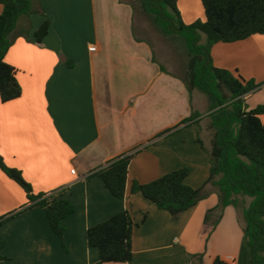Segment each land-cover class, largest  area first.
<instances>
[{
  "label": "crops",
  "instance_id": "obj_1",
  "mask_svg": "<svg viewBox=\"0 0 264 264\" xmlns=\"http://www.w3.org/2000/svg\"><path fill=\"white\" fill-rule=\"evenodd\" d=\"M178 7L187 24L205 19L201 0H178ZM35 9L45 13L20 18L19 27L28 32L5 57L18 70L22 95L0 101V153L36 194L62 189L75 210L62 221L63 240L41 206L7 220L0 225L3 254L17 264H194V254L204 255L203 264L217 256L227 264H250L235 207L227 206L211 231L205 221L218 205L212 184L209 195L178 219L131 191L135 181L149 183L184 167L190 170L186 183L200 188L211 173L215 130L209 104L200 103V109L195 89L187 87L189 60L177 54L183 49L179 38L163 36L133 0H36ZM46 19L49 33L38 42L35 32ZM212 58L215 66L260 84L245 95L248 109L264 104V34L215 43ZM193 111L200 115L181 124ZM260 118L264 123V113ZM128 154L127 192L120 199L93 172ZM30 204L0 169V217ZM126 209L135 221L134 259L104 263L99 249L89 246L87 231Z\"/></svg>",
  "mask_w": 264,
  "mask_h": 264
},
{
  "label": "trees",
  "instance_id": "obj_2",
  "mask_svg": "<svg viewBox=\"0 0 264 264\" xmlns=\"http://www.w3.org/2000/svg\"><path fill=\"white\" fill-rule=\"evenodd\" d=\"M205 19L192 24L184 22L178 0H139V6L153 20L155 28L165 37L179 36L189 54L191 92L199 89L209 98V116L215 129L211 152L212 167L207 181L200 188L186 183L187 167L167 173L149 183L132 184V193H141L160 209L171 213L174 219L195 206L210 193L207 185L217 189L218 205L205 217L210 231L217 225L227 206L242 212L244 237L250 249V264H264V123L260 116L264 104L248 109L245 95L258 89L260 84L246 80L242 75L214 65L212 47L218 42H235L256 34H264V0H201ZM36 0H0V101L8 102L22 95L17 68L9 64L6 54L18 36L28 30L19 27L23 16L45 11L35 9ZM50 30L46 19L35 32L41 42ZM203 35L206 41L203 42ZM162 69H164L162 67ZM200 115L193 111L181 124L189 125ZM201 142V140H200ZM133 154L122 155L97 168L106 187L117 198L127 192L129 165ZM0 169L17 182L26 192L31 204L13 214L0 217V225L32 208L46 210L52 230L63 240V219L74 212V203L63 197V190L35 193L20 169L6 164L0 153ZM247 199L250 201L247 204ZM134 218L129 210H122L90 227L87 231L89 246L99 249L102 262H131L134 259ZM5 239H0V264H17L3 254ZM204 255L194 254V264H203ZM212 264H227L217 256Z\"/></svg>",
  "mask_w": 264,
  "mask_h": 264
},
{
  "label": "rangeland",
  "instance_id": "obj_3",
  "mask_svg": "<svg viewBox=\"0 0 264 264\" xmlns=\"http://www.w3.org/2000/svg\"><path fill=\"white\" fill-rule=\"evenodd\" d=\"M133 1H135L136 2V4L139 6V0H133ZM179 8V7H178ZM180 10V9H179ZM151 22V21H150ZM150 25H151V23H150ZM141 34H142V32H140ZM147 36H148V38L151 40V41H154L155 40V38L154 37H151L149 34H147ZM160 36V39L161 38H163L162 36H161V34L159 35ZM177 38H179V40L181 41V43L183 44V49L182 48H177V54L184 60H186V61H188L189 60V54H188V52H187V49H186V47H185V43H184V40L181 38V37H179V36H177ZM162 40H164V42L165 43H168L167 42V40L168 39H162ZM169 41V40H168ZM202 41L203 42H205L206 41V36L205 35H203V38H202ZM169 45H170V47L169 48H171V50H172V48H173V45L171 44V43H168ZM172 46V47H171ZM178 47V46H177ZM182 47V46H181ZM168 50H170V49H168ZM183 50V51H182ZM175 55V54H174ZM177 56V55H176ZM180 74L181 75H183V71L181 70L180 71ZM189 72H187V74H186V78H188L189 77ZM257 96H259V94L258 95H254V99L257 97ZM194 99H195V103L200 107V109H201V107H204L203 105H200V103H208L209 104V98H208V96L204 93V92H202V91H200L199 89H195L194 90ZM252 101V100H251ZM252 103L253 102H250V101H248V104L249 105H252ZM208 109H209V107H208ZM203 127H204V125H203ZM215 130V129H214ZM203 135H207V131L205 130V127H204V130H203V133H202ZM250 201V199H247V204H248V202ZM240 218L242 219V212L240 211ZM208 233V232H207Z\"/></svg>",
  "mask_w": 264,
  "mask_h": 264
},
{
  "label": "built area",
  "instance_id": "obj_4",
  "mask_svg": "<svg viewBox=\"0 0 264 264\" xmlns=\"http://www.w3.org/2000/svg\"><path fill=\"white\" fill-rule=\"evenodd\" d=\"M95 49H96L95 46H92V47H91V50H95ZM72 172L75 173L76 171H75V170H72Z\"/></svg>",
  "mask_w": 264,
  "mask_h": 264
}]
</instances>
